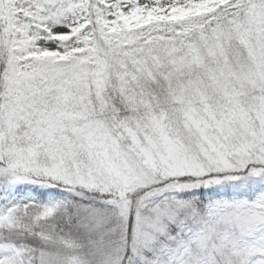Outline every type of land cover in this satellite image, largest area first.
I'll list each match as a JSON object with an SVG mask.
<instances>
[{"label":"snow or ice","instance_id":"6c2138e0","mask_svg":"<svg viewBox=\"0 0 264 264\" xmlns=\"http://www.w3.org/2000/svg\"><path fill=\"white\" fill-rule=\"evenodd\" d=\"M0 264H264V0H0Z\"/></svg>","mask_w":264,"mask_h":264}]
</instances>
